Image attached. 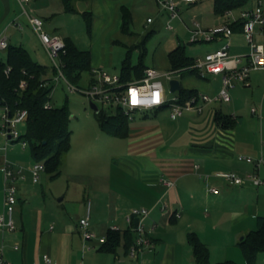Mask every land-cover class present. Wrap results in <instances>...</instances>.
<instances>
[{
  "label": "crops",
  "instance_id": "crops-1",
  "mask_svg": "<svg viewBox=\"0 0 264 264\" xmlns=\"http://www.w3.org/2000/svg\"><path fill=\"white\" fill-rule=\"evenodd\" d=\"M178 1L180 5H187L189 12L199 14L204 27L238 19L242 10L233 11V16L208 18L202 8L194 6L203 0L193 4H188L184 0ZM156 2L159 6L158 0ZM256 2L257 0H253L245 8L254 7ZM138 4H140V0H82L76 2L79 12L75 13L83 15L82 12L90 11L92 13V29L95 33L97 32V35L102 32L103 36L106 32L108 43L125 45L124 40L126 38L132 40L134 32L131 28L130 32L122 30V7L125 6L130 10L133 23L137 16L135 8ZM28 8L31 14L43 19L48 32L57 34L64 40L67 38L73 40L71 36L61 34L60 29L56 28L50 31L46 25L47 21L63 15V13H74L65 10L63 0H36L34 5L29 3ZM21 17H25L28 21L17 0H0V36L6 35L9 40L7 31L11 27L22 29L23 27L18 23ZM148 18L151 17H147V22ZM148 23L154 26L152 28L162 25L159 17L152 18V21ZM191 28L188 26L189 32ZM34 33L36 32L34 31ZM37 39L40 41L38 35ZM255 40L264 45V24L257 26ZM224 42V39L210 42L207 52L220 48ZM9 43L12 44L10 41ZM230 43L231 54L247 53L250 49L242 33V27L234 29ZM135 44L136 42H131L130 46L133 47ZM41 45L43 46L42 43ZM132 47L127 50V54ZM96 49V45L90 49L92 69L101 68L110 73L105 66L104 58L97 55ZM169 69L170 64H168ZM262 74L264 76V70H252L243 84L252 86L261 82ZM113 75L120 76V73ZM48 76L52 75L49 73ZM184 78L187 86L185 87L181 80L183 87L196 89L198 93L205 92L210 95L218 93L222 84L221 75H187ZM90 80L91 74L87 81L90 82ZM262 84H264V79ZM231 91L237 95L238 86L235 84ZM175 96H178V93ZM226 103H210L206 105L203 112H197V116L185 117L187 119L184 118V112L180 116V121L185 122L189 129L182 136H177L176 139L174 137L178 134L177 130H174L171 136H164L163 132L157 129L158 124L147 123L146 117L150 110L136 111L132 115L129 135L118 138L128 141L123 152H128L138 161L135 163L128 159L122 163L130 177L134 178L131 176L133 175L136 178L131 179L132 183L128 185L131 191L119 193L113 190L118 194H116V200L114 199L115 205L108 204L111 212L106 220L98 217L95 212L100 206V203L97 204V202L101 198L99 193L95 192L96 207L93 210L91 208L90 226L97 237H106L107 231L112 225H119L122 231L127 229L129 226L126 222V214L133 207H146L150 211L146 219L149 222L148 229L154 226L150 230L154 247L152 250L144 252V264H186V260L180 256L181 250L174 236L168 238L164 232L167 227L182 225L189 230L188 232H196L206 245L211 241L210 238L213 234H226L229 240H237L239 244L246 233L256 229L258 216L264 215V184L255 185L247 178L251 174H257L264 182V165H257V160L261 157L264 158V124L262 123L259 132H254L251 127L252 120H248L247 114L241 113L246 111L249 104L246 107V104L244 106L237 103L233 106V113L229 114L223 109ZM49 104L53 106L51 101ZM161 108L151 111L157 113ZM253 108L254 106L251 108V114L255 116L260 114L259 117L262 121L264 97L260 103L261 112L258 113L259 107H255V112L252 111ZM2 111L3 108L0 107V119ZM217 111L234 118L237 121L236 125L232 128L217 125L215 121ZM131 121H135V123L131 125ZM183 136L186 137L183 143H174V141L179 142L180 137ZM173 138L174 141H171ZM10 143L5 140V145H0V213L5 212L6 182L3 168L8 164L15 172L22 169L23 177H18L15 182V184L18 183L16 185L18 201L14 211L15 227L0 229V253L8 264H45L44 254L51 257L53 264H132L134 262L128 255L124 244H121L115 252L105 251L101 248L102 243L97 238L84 240L74 222L73 224L62 223L61 213H58L57 209L47 210L43 207L35 209L31 207L23 193L30 185L29 181L34 183L30 171L34 160L31 161L32 165H27L28 168L25 171L23 168L16 167L13 162L16 160L5 152ZM26 148L28 146L24 150ZM239 156H250L254 161L242 160ZM220 171L235 172L245 178V181L242 184H231L215 176ZM28 177H31V180ZM163 180H172L174 185L168 187ZM212 187H215L216 191H212ZM87 199H83L84 204ZM203 206L209 208L207 213L199 212ZM76 208L77 210L73 213L74 217L79 216L81 219L86 215L87 208L83 204L80 203ZM176 212H179V216H174ZM182 219L183 222H180ZM219 221H225L227 224L220 228ZM105 224L107 226L104 229ZM87 246H91V248H87ZM190 260L189 264H194L193 256Z\"/></svg>",
  "mask_w": 264,
  "mask_h": 264
},
{
  "label": "rangeland",
  "instance_id": "rangeland-1",
  "mask_svg": "<svg viewBox=\"0 0 264 264\" xmlns=\"http://www.w3.org/2000/svg\"><path fill=\"white\" fill-rule=\"evenodd\" d=\"M35 1L36 0H31L30 5H34ZM196 5H194L196 8H202V11L207 14L205 15L208 18L219 17L214 13V0H203ZM179 9L180 17L170 21L167 11L160 7V5L158 6L156 0H140V4L135 8L137 16L130 27L132 32H134V37H132V40L131 38H126L127 40H124L126 43L125 45H112L110 42L108 43L106 39L107 36H105L106 32H104L103 36L102 32L97 35V32L95 33L92 29L91 34L88 30L85 18L80 14L63 13V15H59L47 21L46 25L50 31L58 28L61 34L71 36L76 45L82 50H90L96 45L97 55L104 58L106 62L105 66L112 74H119L121 72L122 60L126 57L127 50L132 47L130 46L131 42H136L135 46L130 50L131 60L134 63H138L140 58H142L147 66L166 71L168 70L169 64L168 53L178 45H183L186 54L196 60L205 57L210 44V42L205 41H190L191 34L188 26L193 27L194 21H198L202 25L204 24L201 22L199 14L189 12L187 5L182 4ZM148 16L155 19L159 17L162 21V25L160 24L156 28H152L154 26L147 22ZM18 23L21 24L23 28L18 29L19 27H11L7 31L9 41L15 45H23L36 61L48 66L50 74L53 76L52 60L37 39L36 33H34V30L30 27L31 25H29L25 17H21ZM168 24H170L173 29H169ZM0 57L3 59L6 58V50L0 51ZM88 77L89 75L85 74L84 81L81 82L79 86H74L78 88H87L89 86V84H87ZM178 78L182 80L186 87L185 78H180L179 75ZM162 79L166 96L171 100L177 92H171L169 80L166 78ZM263 79L264 76L262 74V81L252 86H245V84H243L245 82L236 83V86L239 88L238 94H234L235 90L231 91L232 101L223 106L225 112L232 114L234 111L233 106L237 103L246 104V107L247 104H249L246 111H242L241 113L247 114L248 120H252L251 127L254 129V132H259L262 123L264 124V112H262V121L259 117L260 114L256 116L251 114V108L253 106L259 107L258 113L261 112L260 103L264 97ZM52 84L53 90L50 96L51 104L54 107H63L67 105L70 111V128L72 130L71 148L61 165V175L59 177L52 179L46 171H43L40 174L38 183L29 181L30 185L23 195L34 209L38 207L47 208V210L53 208L57 209V212L61 213V222L70 224L74 222L80 233V217L78 216L76 218L73 216L74 211L77 210L76 207L81 203V205L83 204V206L87 208V204L90 201L92 210L95 209L96 198H94V195L95 192L99 193L101 198L98 200L97 204L100 203V206L97 207L95 212L98 217H102L103 220H106V217H109L111 212L110 205L108 204L112 203L114 206V199L116 200V194H118L113 190L119 193L131 191L128 185L132 183L131 179L136 178L133 175L131 176L134 178L130 177L127 170L123 168L122 163H124V160L128 161V159L135 163H138V161L134 159L131 154L129 155L128 152H123L125 146L128 144L126 139L115 137L101 129L95 111L90 107V98L87 95L80 90L71 91L63 78H60L58 81H52ZM99 108L109 114L115 111V107L109 105H100ZM184 112V118L198 115L195 111ZM136 114L138 115V113ZM142 118L145 117L142 116ZM146 118L147 123L158 124L157 129L161 130L164 136H171V133L177 130L178 134L174 137L175 139L177 136H182L189 129V126L186 125L185 122L180 121L181 117L175 120L171 118L169 106L161 108L157 113L150 110ZM134 123L135 121H131V125ZM19 130L24 135L26 133V126L20 125ZM174 138L171 139V141H174ZM185 138L184 136L180 137L179 142L174 141V143H183ZM5 140L6 138H4L0 130V145H5ZM25 150L21 140H19L11 142L7 151H4L10 155L11 158L16 160L13 161L16 167L23 168L25 171L29 165H32L30 149L26 148ZM28 178L31 180V177ZM16 185H18V183ZM84 198H88L85 204L83 201ZM59 199H61V201H59ZM201 211L207 213L209 208L203 206L200 208L199 212ZM180 222H183V219L180 220ZM225 224H227L225 221H219L220 228L225 227ZM146 225H149V222L146 221ZM106 226L107 224H105L103 228L105 229ZM188 231L189 230L182 225L178 227H167L166 230H164L168 238L174 236L176 243L178 242V247H180L181 250L180 256L186 260V264H189V262L191 263L190 259L193 256L191 245L187 239ZM210 239L211 241L207 240L209 241L207 246L210 250L211 263L219 264L230 259L238 264H246L245 257L237 240H229L226 234H213ZM171 240L174 241L173 239ZM192 261L194 263V257ZM257 264H264V252L258 255Z\"/></svg>",
  "mask_w": 264,
  "mask_h": 264
},
{
  "label": "built area",
  "instance_id": "built-area-1",
  "mask_svg": "<svg viewBox=\"0 0 264 264\" xmlns=\"http://www.w3.org/2000/svg\"><path fill=\"white\" fill-rule=\"evenodd\" d=\"M188 4L200 2L202 0H184ZM21 6L23 13L27 16L28 22L37 33L41 43L47 51L52 64L56 69V74L53 75L52 81L60 80L63 78L71 91L80 90L87 95L90 100L100 105H109L115 108H121L123 112L132 118L136 111L141 110H154L163 106L170 107V116L173 119L179 118L183 115L184 111L190 110L198 113L203 112L206 105L214 102H230L231 89L237 82H245L249 77L252 70H264V45L256 42L255 32L258 25L264 24V0H257L252 8H245L240 11L238 19L220 23L211 27H204L200 22L194 21L191 28V42H213L217 39H224L225 42L216 50L209 51L205 54L204 58L195 60L193 68H196L200 75L214 74L221 75L222 84L221 88L215 95H210L205 92L198 93L191 96L185 103L179 102L178 96H173L169 100L166 96L163 79L171 80L178 78V71L166 70L161 71L153 67H147L144 70V75L140 79L123 82L119 75H113L107 70L101 68L92 69L91 80L87 88H78L72 84L65 75V63L62 59L67 53L66 42L63 37L57 34H51L45 28L43 19L37 15L31 14L28 8L30 0H17ZM160 7L167 11L169 20H174L180 17V2L178 0H158ZM228 16H233V11L228 13ZM152 18H148L151 22ZM233 22H240L242 33L248 42L249 51L243 54L230 53V38L234 33L232 27ZM21 27V26H20ZM169 29L173 27L168 24ZM10 43L6 35L0 36V51L6 50ZM2 57H0V61ZM11 67L7 66L6 72L10 71ZM47 83V82H46ZM26 85L25 81L21 82V86ZM159 92V104L152 103L154 92ZM46 107H51L48 103ZM1 114V134L8 142L21 140L23 148L28 146L25 139H22L23 134L19 130L20 125L26 126V118L28 115L27 109H18L14 115H11L7 106L2 107ZM252 111H256L254 107ZM240 159L254 161L250 156H239ZM257 165H264V158L261 157L257 160ZM5 174V212L0 213V229L5 228L13 229L15 227L14 211L15 205L18 201L16 179L23 177L22 169L14 171L10 165L4 168ZM31 177L34 183L40 180L41 172L45 171L43 162H34L30 168ZM216 177L226 180L231 184H242L245 178L239 176L235 172L220 171L215 174ZM255 185H262L264 182L257 174H251L247 178ZM164 184L168 187L174 185L172 180H163ZM216 191L215 187L211 188ZM149 209L146 207H133L126 214V222L128 226H133L135 218H139L136 230L135 242L131 245L128 255L134 261L132 264H144L143 254L147 250H152L154 247L153 238L150 230L146 225V219L149 216ZM91 216V202L87 204V212L84 217L80 219V229L84 240L98 239L100 243H104L105 236L97 237V234L90 228ZM179 216V212L175 213ZM111 230L119 231V225H112ZM91 248V246H87ZM45 264H53L51 257L48 254L43 256ZM0 264H8L6 259L0 253Z\"/></svg>",
  "mask_w": 264,
  "mask_h": 264
},
{
  "label": "trees",
  "instance_id": "trees-1",
  "mask_svg": "<svg viewBox=\"0 0 264 264\" xmlns=\"http://www.w3.org/2000/svg\"><path fill=\"white\" fill-rule=\"evenodd\" d=\"M82 0H63L67 12H79L76 2ZM253 0H214V13L220 17H228L230 11L243 9ZM89 32H92V13L82 12ZM122 30L130 32L132 23L131 12L122 7ZM232 27H241L240 22H233ZM67 53L62 56L65 63L64 72L68 80L79 86L84 81L85 74H92V57L90 50L80 49L70 38L65 39ZM142 57V55H141ZM169 70H176L180 78L187 75L200 76V72L193 68L195 59L188 56L183 45H178L168 53ZM7 66L11 70L6 72ZM53 67V74L56 69ZM149 67L140 58L137 64L131 60V52L122 62L120 79L123 82L140 79L144 70ZM48 66L36 61L29 51L21 46L10 44L6 49V58L0 61V107L7 106L11 115L18 109H27L26 133L22 136L28 143L34 162H43L45 171L52 179L61 175V165L71 148L72 130L70 128V111L67 105L63 107H46L50 102L53 90L52 76H48ZM25 81L26 85L21 86ZM47 82V83H46ZM90 82L87 81V84ZM179 102L185 103L191 96L198 94L196 89L182 86L177 92ZM101 129L115 137L129 135L130 118L121 108H115L112 114L103 110L95 112ZM217 125L229 128L236 125V120L229 115L217 111L215 114ZM175 216V215H174ZM136 230L133 226L125 230H111L106 234L102 249L115 252L124 244L127 253L135 242ZM187 239L192 248L194 264H213L210 261V250L201 237L194 231L189 232ZM246 264H257L258 255L264 252V215L257 218V227L245 234L239 242ZM219 264H238L233 260H225Z\"/></svg>",
  "mask_w": 264,
  "mask_h": 264
},
{
  "label": "water",
  "instance_id": "water-1",
  "mask_svg": "<svg viewBox=\"0 0 264 264\" xmlns=\"http://www.w3.org/2000/svg\"><path fill=\"white\" fill-rule=\"evenodd\" d=\"M169 85H170V91L171 92H179L182 89V83H181V80L179 78H172L169 81ZM90 107L95 112H99L100 111V108H99L98 104L95 103L93 100H90ZM138 222H139V218L136 217L135 221H134L135 227H137Z\"/></svg>",
  "mask_w": 264,
  "mask_h": 264
},
{
  "label": "clouds",
  "instance_id": "clouds-1",
  "mask_svg": "<svg viewBox=\"0 0 264 264\" xmlns=\"http://www.w3.org/2000/svg\"><path fill=\"white\" fill-rule=\"evenodd\" d=\"M159 92L160 91H156V92H154V98L152 99V103H155V104H159L160 103V100H159V98H158V96H159Z\"/></svg>",
  "mask_w": 264,
  "mask_h": 264
}]
</instances>
